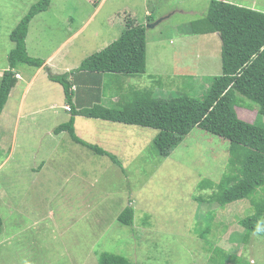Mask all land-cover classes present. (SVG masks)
<instances>
[{
	"label": "rangeland",
	"instance_id": "1",
	"mask_svg": "<svg viewBox=\"0 0 264 264\" xmlns=\"http://www.w3.org/2000/svg\"><path fill=\"white\" fill-rule=\"evenodd\" d=\"M37 1L0 0V72L9 68L11 31ZM94 1L52 0L32 20L27 49L33 57L46 55L93 16L82 34L60 49L74 51L78 67L121 36L126 16L136 17L147 28V73L122 75L121 82L106 75L105 105L116 106L134 89L160 81L155 91L160 97L184 92L201 97L222 73L219 34L191 32L210 0H101L98 6ZM232 1L264 9V0ZM22 68L34 72L30 65ZM191 72L194 84L184 79ZM43 75L29 89L22 116L24 88L10 94L0 116V264H98L103 251L138 264H264V237L252 232L241 238L236 231L239 220L255 212L252 200L221 206L213 198L215 188L200 187L203 180L219 182L227 171L229 140L197 126L161 157L153 145L156 128L78 117L79 136L116 154L123 169L67 131L54 132L71 112L62 85ZM53 101V109L28 113L27 106ZM240 105L241 118L257 119L256 103L244 98ZM263 196L260 188L256 197ZM129 205L134 222L127 226L118 215Z\"/></svg>",
	"mask_w": 264,
	"mask_h": 264
},
{
	"label": "trees",
	"instance_id": "2",
	"mask_svg": "<svg viewBox=\"0 0 264 264\" xmlns=\"http://www.w3.org/2000/svg\"><path fill=\"white\" fill-rule=\"evenodd\" d=\"M100 1L95 0L94 4L98 6ZM51 4L52 0L32 4L10 33L14 47L8 54L9 68L0 80V116L19 81L17 73L25 71L22 65H30L34 68L31 71H35L45 63L44 59L29 55L27 37L34 17L48 10ZM125 18L126 26L119 38L85 58L78 67L50 76L62 85L71 112L69 120L58 125L55 133L67 131L75 142L108 156L123 169L116 154L77 134V116L156 128L159 131L153 145L161 157H167L197 126L227 139L230 141L227 171L219 182L203 180L200 187L215 188L213 198L221 206L251 199L255 212L240 219L236 231L241 238L252 232L264 237V196L256 197L258 190L264 188V12L229 1L211 0L206 16L191 23L193 34L218 32L222 40V73L212 77L203 96L184 92L170 98L160 97L155 92L162 83L158 81L134 89L128 99L119 98L116 106H107L103 100L106 75L111 81L121 82L122 75L138 77L147 73L146 25L136 17ZM157 76L149 75L152 80ZM185 78L187 83H193L195 77L191 72ZM244 98L257 105V119L253 122L241 118L237 111V106L243 107L240 104ZM134 211L133 206H126L118 221L132 225ZM2 227L0 215V234ZM98 264L138 262L123 254L103 251L98 256Z\"/></svg>",
	"mask_w": 264,
	"mask_h": 264
},
{
	"label": "crops",
	"instance_id": "3",
	"mask_svg": "<svg viewBox=\"0 0 264 264\" xmlns=\"http://www.w3.org/2000/svg\"><path fill=\"white\" fill-rule=\"evenodd\" d=\"M224 1H226V0H224ZM227 1H230V0H227ZM232 3H233V1H232ZM234 4H238L239 5V4H242V3H234ZM252 9L258 10V8H256V7L252 8ZM260 11L264 12V9H261ZM92 17L93 16H91L88 19V21L83 23L82 26H79L59 47L54 49L52 52H49L46 55H40V54L36 55V57H40V58L44 59L45 61H47L49 63L47 68L43 66V67L40 68L39 71H36L37 69H35V71L33 73L26 72V71L20 73L21 78H19V81H18L17 85L13 88V90L11 92V94L13 95V92L20 91V89L24 88V92H23V94H22V96L20 98V101H19L20 102V105H19L20 107H18V116H22L23 115V112H24V109H25V105H26V101H27L26 98H27V94L29 92V89L31 87H33L34 84L39 79V77H41V73L44 74L43 77H50L52 74H63L65 72L70 71L71 69L76 68V67H74L75 62L77 61V58H74L76 53L74 51H70V50L67 53H64V52L62 53V51L60 49H61V47L63 45L67 44L68 42H71L74 38H76V36H78L79 34L81 35L82 34L81 33L82 29L92 19ZM109 20H110V23H112V25H113L114 21L111 22L110 18H109ZM28 37H29V35H28ZM205 47H209V46L205 45L204 48ZM3 72L4 71L0 72V78L3 75ZM17 87H19V88H17ZM76 89H77V87L74 86V90H76ZM63 92H64V89H63ZM65 99H66V97H65ZM103 100H105L104 97H103ZM65 103L67 104L66 101H65ZM55 106H56V103H54V101H53V102L49 103L48 106L39 107L37 109H34V107H32V106H29V107L27 106V108L30 111L28 113H38V112H41V111L53 109ZM78 117H82V116H77L76 117V122L78 120L77 119ZM18 126H19V122H18ZM54 132H55V129H54ZM13 140H15V139H13ZM13 142H15V141H13Z\"/></svg>",
	"mask_w": 264,
	"mask_h": 264
},
{
	"label": "water",
	"instance_id": "4",
	"mask_svg": "<svg viewBox=\"0 0 264 264\" xmlns=\"http://www.w3.org/2000/svg\"><path fill=\"white\" fill-rule=\"evenodd\" d=\"M161 21H162V19L158 20L157 22H155V23H153V24L149 23L148 26H149V27H153V26H155L156 24H158V23L161 22Z\"/></svg>",
	"mask_w": 264,
	"mask_h": 264
},
{
	"label": "clouds",
	"instance_id": "5",
	"mask_svg": "<svg viewBox=\"0 0 264 264\" xmlns=\"http://www.w3.org/2000/svg\"><path fill=\"white\" fill-rule=\"evenodd\" d=\"M216 33H218V32H216ZM219 34V33H218ZM220 36V35H219ZM18 78H21V75H20V73H17V75H16ZM68 107H70L69 105H67V108ZM68 110H70V108L68 109Z\"/></svg>",
	"mask_w": 264,
	"mask_h": 264
},
{
	"label": "built area",
	"instance_id": "6",
	"mask_svg": "<svg viewBox=\"0 0 264 264\" xmlns=\"http://www.w3.org/2000/svg\"><path fill=\"white\" fill-rule=\"evenodd\" d=\"M70 107H68V109H69Z\"/></svg>",
	"mask_w": 264,
	"mask_h": 264
}]
</instances>
